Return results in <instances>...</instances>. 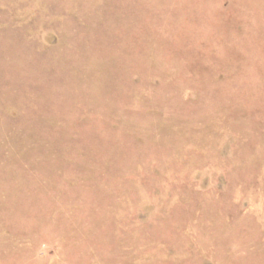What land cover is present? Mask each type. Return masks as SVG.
<instances>
[{
	"label": "rangeland",
	"instance_id": "374dc122",
	"mask_svg": "<svg viewBox=\"0 0 264 264\" xmlns=\"http://www.w3.org/2000/svg\"><path fill=\"white\" fill-rule=\"evenodd\" d=\"M0 264H264V0H0Z\"/></svg>",
	"mask_w": 264,
	"mask_h": 264
}]
</instances>
